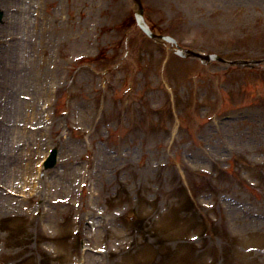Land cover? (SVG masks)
<instances>
[{
	"label": "rangeland",
	"instance_id": "1",
	"mask_svg": "<svg viewBox=\"0 0 264 264\" xmlns=\"http://www.w3.org/2000/svg\"><path fill=\"white\" fill-rule=\"evenodd\" d=\"M144 1L184 46L264 57V0ZM0 5L27 28L0 64V182L36 195L0 189V264H264V64L180 59L129 23L132 0ZM52 147L58 166L38 173Z\"/></svg>",
	"mask_w": 264,
	"mask_h": 264
},
{
	"label": "bare ground",
	"instance_id": "2",
	"mask_svg": "<svg viewBox=\"0 0 264 264\" xmlns=\"http://www.w3.org/2000/svg\"><path fill=\"white\" fill-rule=\"evenodd\" d=\"M11 1L16 2V1H21V0H16V1L15 0H11ZM12 6H14V5H12ZM6 12H7L8 16H6V14H4L3 19H2V22H4V24H3L4 31L5 30L11 31V33L13 34V38H12L11 42L8 45H7V42L4 45H0V64L3 65V66H7V64H8V66H9L8 68H9V71H10V70H12L11 66L13 65L10 60L11 59L16 60V58H17V56L19 54L20 46L24 45L23 35L20 34V28L25 24L26 21L24 22V16L22 15L23 12L21 11V13H20L19 9L18 10H13V8H8V10L6 9ZM23 28H24V26H23ZM25 30H27L26 27L24 28V31ZM33 31L35 33H37V35H39V36H40V34L43 35L42 31H41V33L38 32V31H35L34 29H33ZM8 55H9V58H8ZM44 62H46V61L44 60ZM34 65H35V62L33 61L32 62V67H34ZM34 71L36 72V74H39L40 72H42V69L37 64L36 68H33V69L31 68L30 70H26V74L25 75H27V74L28 75H30V74L32 75V72H34ZM1 75L2 74L0 72V76ZM22 79L23 78L21 77V81H24ZM30 79H28V81H30ZM13 83H14V80L11 81L10 85L13 86ZM3 92H4V94L7 97H13L15 95V93L13 91H10L9 89H8V91L6 90V91H3ZM8 102H10V101H8ZM14 102H15L16 105L20 106L19 98H16L14 100ZM22 107H23V105H22ZM22 107H21V111L23 110ZM0 118H1V116H0ZM4 122H5V124H4ZM4 125H8V124H6L5 119H1L0 120V163H1L0 164V168H4L5 169L6 167H5V163H4V159H3V152L2 151L5 149V145L10 143L11 138H9V137L11 136V133L9 132L10 129L6 128Z\"/></svg>",
	"mask_w": 264,
	"mask_h": 264
},
{
	"label": "water",
	"instance_id": "3",
	"mask_svg": "<svg viewBox=\"0 0 264 264\" xmlns=\"http://www.w3.org/2000/svg\"><path fill=\"white\" fill-rule=\"evenodd\" d=\"M139 24L143 27L144 30H146L148 33H150L147 26L144 24V22L142 20L139 21Z\"/></svg>",
	"mask_w": 264,
	"mask_h": 264
}]
</instances>
